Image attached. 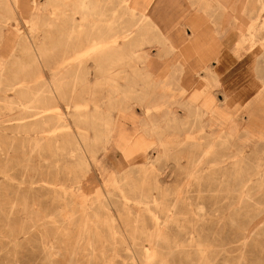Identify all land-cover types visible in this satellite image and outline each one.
Returning a JSON list of instances; mask_svg holds the SVG:
<instances>
[{
    "label": "rangeland",
    "instance_id": "374dc122",
    "mask_svg": "<svg viewBox=\"0 0 264 264\" xmlns=\"http://www.w3.org/2000/svg\"><path fill=\"white\" fill-rule=\"evenodd\" d=\"M95 1L108 17L77 0H0V264H264V80L248 70L258 57L264 65V0L226 10L241 62L226 98L197 75L217 57L150 55L156 42L144 22L154 0ZM187 1L210 17L225 13L220 0ZM89 34L108 35L116 49L88 47ZM21 38L43 51L35 66ZM248 83L260 86L262 121L244 124L247 100L237 93ZM212 92L210 111L186 107L184 124L159 98L202 107ZM145 116L157 122L147 138H159L156 152L135 142Z\"/></svg>",
    "mask_w": 264,
    "mask_h": 264
},
{
    "label": "crops",
    "instance_id": "0c3cea01",
    "mask_svg": "<svg viewBox=\"0 0 264 264\" xmlns=\"http://www.w3.org/2000/svg\"><path fill=\"white\" fill-rule=\"evenodd\" d=\"M9 3V0H5ZM224 1V2H223ZM47 2H50V0H47ZM192 2V1H191ZM223 2V3H222ZM89 3L96 5L99 8H103L101 5H97L95 0H77V8H87ZM222 3V4H220ZM220 3L218 7L220 10H225L224 15L217 17L213 16L210 17V14H214V12L208 11L205 13H202L200 10H198L199 7H193L192 4L189 3L187 0H154L151 6L148 9L147 16L145 18V24L147 25L146 30L152 32L151 41L156 42V44H152L150 46V55L151 56H213L217 57V64H204L200 67V69L197 72V75L200 80H204L206 82L207 87L213 88V90L220 88H223V96L226 98L227 94L231 89L236 88L235 85L236 78H234V72L238 69L239 65H241V62L237 56L239 54H234L231 52V48L234 46L232 40V34H233V22L232 18L227 14L226 10L229 8L230 5H232V0H220ZM204 4V3H200ZM32 8H37L38 3L36 0H32L31 4ZM212 10L218 9L216 6H212ZM105 12H102L104 15H98L96 17H108L109 12L107 9H104ZM200 11V12H198ZM222 12V11H220ZM84 16H88V12H85L84 14L81 13ZM88 14V15H87ZM209 14V15H208ZM228 15V16H227ZM148 18V19H147ZM140 23V22H139ZM249 25V24H248ZM248 29V27H247ZM83 31L89 32V28L87 29H81ZM102 29H97V33H100ZM107 30V29H106ZM126 34V33H125ZM129 34V33H127ZM90 37V38H89ZM95 37V38H94ZM92 34L85 37L86 41H97V42H105V43H112L111 46L108 48L109 50L116 49L115 42L116 40H110L111 38L104 34V36H94ZM89 38V39H88ZM246 38V44L245 47L248 49V40L249 36L247 33ZM25 38H21L20 40H24ZM155 39V41L153 40ZM111 41V42H109ZM186 41H193L197 42V47L201 52L197 53H187L186 51L190 50V48H187L186 46L182 45V42ZM169 42V43H168ZM113 46V47H112ZM218 46L220 48H218ZM112 47V48H111ZM171 47L172 50L174 49L172 53H168V51H171L169 48ZM30 50H26L28 52L26 53V56H32L36 60V56L39 57L40 52L43 51L41 49L37 50L34 48V45L30 48ZM233 50V49H232ZM183 51V52H181ZM219 51V52H218ZM32 52V53H31ZM237 53V52H235ZM9 54V53H8ZM7 54V55H8ZM249 57V51L246 53ZM6 55V56H7ZM17 55V54H16ZM35 57H34V56ZM257 56V54H256ZM18 58H20L17 55ZM249 63L251 62L250 58H247ZM35 60L33 66H35ZM249 73L253 76L254 79L260 82V80H264V65L260 63L259 57L256 59L254 64H249ZM164 72V71H162ZM77 77L75 75L72 76V81H74ZM233 79V80H232ZM50 82V80H49ZM252 83V82H251ZM174 87H179L182 90L185 89L182 85L176 83ZM51 88V87H49ZM142 96L140 100L142 102L144 99L148 96L149 91L147 87L142 88L141 90ZM260 86H256L254 84H244L242 89L237 93L238 97L241 101H246V105L243 110V120L244 124L248 123L249 117L252 116L253 118L256 117V119L260 120V112H259V104L258 100L260 98L261 92H260ZM160 100H163L167 102V105L164 112L165 115H172L171 118L177 120V123L184 124L186 116L191 112L192 116L195 114H199L202 112L210 111L205 106L210 105V103L214 102V95L212 94L207 98L208 103H206L204 106L199 107L196 106L190 102H185L181 99L175 100V101H168L169 96L167 94H161L159 96ZM221 104L224 103V100L221 101ZM156 103L152 104L150 106H146L145 110H143V115H147L148 112L156 108ZM186 107L189 109V113L186 110ZM180 110L182 111V114L180 113ZM261 110V109H260ZM169 117V116H168ZM239 119L240 121L242 120ZM226 123V120L223 119ZM262 121V120H260ZM244 124H242V129L244 128ZM140 134L137 140L135 141L137 144H151V148L156 152V150H159L158 147L160 145L159 138H156L153 140H147L152 136H156L157 132V122L152 119V117L149 118V116H145V118H140L138 123ZM123 135V134H121ZM144 148V149H143ZM140 148L144 153L141 154V159L144 157V155L148 154L146 152V148L143 147Z\"/></svg>",
    "mask_w": 264,
    "mask_h": 264
},
{
    "label": "bare ground",
    "instance_id": "6f19581e",
    "mask_svg": "<svg viewBox=\"0 0 264 264\" xmlns=\"http://www.w3.org/2000/svg\"><path fill=\"white\" fill-rule=\"evenodd\" d=\"M199 1H200V2L214 1L215 3H217L219 0H199ZM262 1H263V0H262ZM100 9H101V8H100ZM83 14H84V13H83ZM88 14H89V13H88ZM88 14H87V15H88ZM84 30H85V29H84ZM92 30H93V29H92ZM89 32H91V31H89ZM126 33H129V32H126ZM89 35H90V34H89ZM103 36H104V35H103ZM93 37H94V36H93ZM99 37H100V36H99ZM89 38H90V37H89ZM89 38H88V39H89ZM94 38H95V37H94ZM22 43H23V44H22L23 49H24L25 51H26V50H30V51L32 50V49H30L31 47L28 45V43H27L25 40H23ZM112 45H113V44H112ZM108 46H109V45H108ZM110 46H111V44H110ZM110 46H109V47H110ZM112 47H113V46H112ZM112 47H111V48H112ZM26 52H28V51H26ZM31 53H32V52H31ZM30 56H31V55H30ZM33 56H34V55H33ZM34 57H35V56H34ZM252 57H253V56H252ZM36 58H37V56H36ZM38 59H39V58H38ZM33 60H34L33 57L30 58V64L32 63ZM36 61H38V60H36ZM36 61H35V62H36ZM33 62H34V61H33ZM28 63H29V62H28ZM28 63H27V64H23L22 62H19V65H18V67H17V70L19 69L18 71H20V69L25 68V66L27 67V66H28ZM37 63H38V62H37ZM30 64H29V65H30ZM32 64H34V63H32ZM25 69H27V68H25ZM20 72H21V71H20ZM22 73H23V72H22ZM1 77H2V76H1ZM17 82H18V81H17ZM23 82H25V81L23 80ZM23 82H22V83H23ZM11 83H12V82H11ZM13 83H14V82H13ZM13 83H12V84H13ZM22 83L19 84L18 86L22 85ZM27 83H28V82H27ZM25 84H26V83H25ZM25 84H23V86H25ZM47 85H48V84H47ZM55 85H57V84H55ZM9 86L11 87L10 83H9ZM18 86H17V88H18ZM45 86H46V85H45ZM48 86H49V85H48ZM12 87L15 88L14 85H12ZM33 87H34V86H33ZM49 87H51V86H49ZM1 88H2V87H1ZM30 88H31V87H30ZM46 88H47V87H46ZM46 88H45V89H46ZM10 89H11V88H10ZM12 89H13V88H12ZM12 89H11V90H12ZM15 89H16V88H15ZM42 89L44 90V88H42ZM42 89H41V90H42ZM55 89H57V87H56ZM7 90H9V89L7 88ZM27 90H28V89H27ZM39 90H40V89H39ZM46 90H47V89H46ZM46 90H45V91H46ZM48 90H49V89H48ZM50 90H51V89H50ZM57 90H58V89H57ZM2 91H3V90H2ZM36 91H37V90H36ZM45 91H44V92H45ZM51 91H52V90H51ZM55 91H56V90H55ZM12 92H13V91H12ZM18 92H19V91H18ZM23 92H24V91H23ZM25 92H26V91H25ZM27 92H29V90H28ZM38 92H39V91H38ZM38 92H37V94H39ZM44 92H43V93H44ZM32 93H33V92H32ZM35 93H36V92H35ZM40 93H41V92H40ZM49 93H52V92H49ZM26 94H27V93H26ZM29 94H31V92H30ZM37 94H35V96H36ZM45 94H46V93H45ZM53 94H54V92H53ZM23 95H24V94H23ZM18 96H19V95H18ZM24 96H25V95H24ZM31 96H32V95H31ZM31 96L29 97V99L31 98ZM38 96H39V95H38ZM49 96H50V97H53V96H51V94H50ZM36 97H37V96H36ZM36 97H33V98H36ZM43 97H44V96H43ZM43 97H42V98H43ZM27 98H28V96H27ZM33 98H32V99H33ZM42 98H40V100H41ZM53 98H54V97H53ZM9 99H10V98H9ZM36 99H38V98H36ZM36 99H34V100H36ZM47 99H48V97H47ZM26 100H27V99H26ZM34 100H33V101H34ZM30 101H31V99H30ZM33 101H32V102H33ZM43 102H45V101H43ZM11 103L15 104V102H13V101H12ZM35 104H36V102H35ZM41 104H42V103H41ZM30 105H31V103H30ZM30 105H27V109L29 108V109L32 110L33 108H32V106H30ZM28 106H29V107H28ZM35 106H38V105H35ZM30 107H31V108H30ZM33 107H34V105H33ZM22 108H23V107H22ZM27 109L23 108V111H26ZM29 109H28V110H29ZM34 109H36L35 111L33 110V112H35L34 114L36 115V111L38 112V110H37V108H34ZM28 110H27V111H28ZM31 110H30V111H31ZM234 113H235V112H234ZM41 115H42V114H41ZM41 115H40V116H41ZM225 116H226V115H225ZM35 118H37V117H35ZM49 118H50V117H49ZM51 118H52V117H51ZM58 118H59V117H58ZM227 118H228L229 125H230L231 127H235V121H234V118H232L231 116H227ZM52 119H53V118H52ZM36 120H37V119H36ZM36 120H35V121H36ZM44 120H46V119H44ZM59 120L61 121V119H59ZM249 120H250V119H249ZM44 122H45V121H44ZM44 122H43V123H44ZM51 122H52V121H51ZM57 122H58V121H56L55 123H57ZM37 123H38V122H37ZM40 123H42V122H40ZM40 123H39V124H35V125H39V126H40ZM58 123H60V122H58ZM52 124H53V123H52ZM60 124H61V123H60ZM23 126H24V125H23ZM52 126H53V125H52ZM56 126H57V125H56ZM225 126H226V125H225ZM50 127H51V125H50ZM238 127H239V126H238ZM39 128H40V127H39ZM41 129H42V128H41ZM36 130H37V129H36ZM36 130H35V131H36ZM43 130H44V129H43ZM43 130H42V131H43ZM33 131H34V130H33ZM38 131H39V130H38ZM38 131H37V132H38ZM42 131H41V132H42ZM226 134H227V133H226ZM234 138H235V137H234ZM38 143H39V142H38ZM78 150H79V149H72L71 151H78ZM1 170H2V169H1ZM51 187H52V186H51ZM16 192H18V191H16ZM5 194H6V193H5ZM9 194H10V193H9ZM16 195H17V194H16ZM14 202H15V201H14ZM10 209H11V208H10ZM11 210H12V209H11ZM9 211H10V210H9ZM22 211H23V210H22ZM0 213H1V212H0ZM10 214H11V213H10ZM8 217H9V216H8ZM19 220H20V219H19ZM1 222H2V221H1ZM19 223H20V222H19ZM6 226H7V225H6ZM5 228H6V227H5ZM12 229H13V228H12ZM18 229H19V228H18ZM20 232H21V231H20ZM152 253H154V252H152ZM146 254H147V253H146ZM152 255H153V254H152ZM147 257H148V256H147ZM150 257H151V256H150V254H149V258H150ZM148 260H149V259L147 258V262H148Z\"/></svg>",
    "mask_w": 264,
    "mask_h": 264
}]
</instances>
